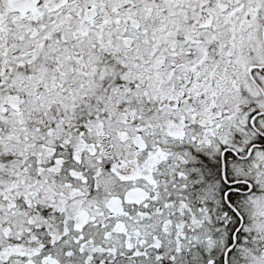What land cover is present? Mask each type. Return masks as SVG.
<instances>
[{
	"label": "snow or ice",
	"instance_id": "1",
	"mask_svg": "<svg viewBox=\"0 0 264 264\" xmlns=\"http://www.w3.org/2000/svg\"><path fill=\"white\" fill-rule=\"evenodd\" d=\"M0 264H264V0H0Z\"/></svg>",
	"mask_w": 264,
	"mask_h": 264
}]
</instances>
